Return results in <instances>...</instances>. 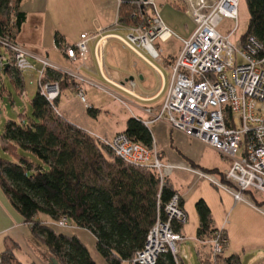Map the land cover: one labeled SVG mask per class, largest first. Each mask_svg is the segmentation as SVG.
<instances>
[{
	"label": "built area",
	"instance_id": "2783aa9c",
	"mask_svg": "<svg viewBox=\"0 0 264 264\" xmlns=\"http://www.w3.org/2000/svg\"><path fill=\"white\" fill-rule=\"evenodd\" d=\"M115 1L118 8L125 2L138 7L133 14L141 15L142 22L126 27L125 43L134 51H143L155 60H161L163 49L160 43L176 37L182 45L170 65L172 81L160 111L156 113L151 107L145 108L149 118L138 119L147 127L154 122L165 121L174 129L230 158L232 166L224 173L226 182L220 176L202 170L197 172L200 178L223 187L236 203L251 204L250 199L245 197L249 191L264 196V41L249 36L245 41L239 38V45L232 42L231 38L238 28L240 0H182L187 15L196 24L187 39L176 34L164 22L156 0ZM225 17L237 22L228 34L219 30ZM113 23L121 25L119 14ZM104 30V27L98 26L90 33H83L79 42L65 48L67 56L85 60L90 40L98 38ZM104 38L101 36L96 47V57L101 61ZM0 44L11 52V56L0 57L1 68L11 59L22 73L37 71L41 94L51 103L59 99L60 83L42 82L47 67L58 69L59 66L48 58L32 54L7 37H0ZM31 57L41 63L40 69L30 62ZM64 72L78 78L79 83L86 81L76 72ZM76 87L78 96L85 101L83 87ZM99 138L126 163L138 169L154 170L161 189L173 170L180 167L164 162L154 143L152 148H148L133 141L124 132L117 133L114 138ZM181 202V195L175 193L165 207L167 218L163 220L159 215L147 234L143 248L135 253L133 259L123 260L121 264H158L166 254L173 256L175 264H185V260L192 264L184 246L188 237L181 232L188 223V213ZM178 225L182 226L181 230L176 229ZM57 226L65 228L71 227V224L64 217L57 222ZM194 241L198 246V255L202 252L203 260L207 259L209 264H219L218 257L229 245L224 228L217 229L206 238L197 237ZM207 247L208 251L203 252V248ZM258 257L259 263L264 264V253Z\"/></svg>",
	"mask_w": 264,
	"mask_h": 264
},
{
	"label": "trees",
	"instance_id": "16d2710c",
	"mask_svg": "<svg viewBox=\"0 0 264 264\" xmlns=\"http://www.w3.org/2000/svg\"><path fill=\"white\" fill-rule=\"evenodd\" d=\"M23 1L0 0V37L18 44L21 28L28 19L21 9ZM247 9L249 22L240 39L254 36L264 41V0H247ZM137 11L134 3H123L118 10L120 24L141 23V15L133 14ZM56 39L58 47H68L58 34ZM8 64L6 69L1 68L2 73L22 89V72L14 60L9 59ZM44 73L42 82L60 83L61 91L78 84L61 69L47 67ZM58 100H47L39 85L31 101V119L27 123L9 120L5 124L0 135V186L35 238L60 264H98L82 238L56 228L64 217L96 237V247L109 264L133 259L159 215L163 220L167 218L165 207L177 191L169 182L161 189L154 170L126 163L99 137L62 116ZM123 132L133 141L153 147L151 130L140 119L130 117ZM203 172L220 176L226 182L224 173L209 169ZM254 203L260 206L264 200L256 198ZM195 209L200 221L198 237L212 235L217 229L209 204L200 199ZM14 249L10 245L0 251L1 264H24ZM217 263L242 264L240 255L235 253L222 254ZM158 264L175 262L173 256L166 254ZM203 264H209L208 260Z\"/></svg>",
	"mask_w": 264,
	"mask_h": 264
},
{
	"label": "crops",
	"instance_id": "0c3cea01",
	"mask_svg": "<svg viewBox=\"0 0 264 264\" xmlns=\"http://www.w3.org/2000/svg\"><path fill=\"white\" fill-rule=\"evenodd\" d=\"M50 5L51 0H24L22 2L21 9L26 12L28 19L21 28L18 40L28 51L34 55L48 58L57 67L59 66L67 72L73 71L84 76L91 86L98 87L114 99L121 100L120 102L124 104H130L138 113L132 112L133 116L130 117L148 119L149 116L144 112L145 108L148 107H151L156 113L160 111L172 81L170 65L175 61L179 52L170 50L160 43L159 45L163 49L162 59L155 60L147 53L134 51L129 47L125 43L128 33L127 25H113L119 10L115 0H66L64 3L65 15L59 12L61 9H52L53 26L51 24L48 27L45 23L46 17L43 21L45 23L43 30V18L41 16L48 14ZM60 18H64L61 23ZM57 19H59L60 25H65L66 30L64 32H61ZM166 24L172 27L170 23L167 22ZM98 26L104 27L105 30L101 32L98 38L90 40L89 52L85 60L69 58L65 50L57 46V34L65 45H74L79 42L83 33H90ZM101 36L105 37L103 39L105 44L102 61L96 57V47ZM189 37L182 38L187 39ZM35 66L38 69L42 67L40 62L39 67L37 64ZM132 83H134L133 86ZM85 92H87L86 89ZM88 93L91 102L87 101V96L85 101L80 99L73 88L64 89L58 100L59 113L93 136L114 138L117 133L123 132L130 117L126 120L120 119V125L123 128L115 133L108 134L106 130L98 129L97 122L100 114L104 110L109 111L100 104L101 101L97 93L91 91ZM77 101H81L84 108H87L92 116L86 115L83 105L81 106ZM148 128L151 130L154 144L164 162L180 166L173 170L168 177V182L181 195L183 208L188 213V219V210L196 213L197 201L204 199L212 210L214 228H224L229 239L227 225L217 219L218 216L215 212L216 209H221L222 213L231 215L235 212L238 203L226 190L227 194L218 192L211 186L212 182L200 178L197 171L209 169L217 170L218 173H225L232 166L231 159L224 157L218 151L216 152L208 144H204L195 138L192 139L185 133L174 129L165 121L154 122ZM213 155H217V158ZM248 205L259 217H263V209H260L257 204L251 201V204ZM197 219L196 228L198 223L200 225L199 216ZM197 231L198 228L196 233ZM181 232L187 236L184 233V227ZM190 237L194 240L198 237V233ZM261 238L263 239V237ZM10 245L15 246V255L24 264H32L33 262L40 264L38 259L43 264H51L52 262L46 247L35 238L32 229L25 224L21 213L13 207L10 198L6 196L0 186V251ZM257 246L264 248V244L261 243H258ZM206 251H208V247L203 248V252ZM262 252L264 253V249L257 250L255 255L249 258L248 264H260L258 256ZM235 254L240 255L242 262L241 253L236 251Z\"/></svg>",
	"mask_w": 264,
	"mask_h": 264
},
{
	"label": "rangeland",
	"instance_id": "374dc122",
	"mask_svg": "<svg viewBox=\"0 0 264 264\" xmlns=\"http://www.w3.org/2000/svg\"><path fill=\"white\" fill-rule=\"evenodd\" d=\"M66 0H51V7L49 8L48 14H44L41 17L43 18L42 22L47 17V23L48 27L52 24L53 21V13L52 9H61L59 11L61 14L65 15V6L64 3ZM158 2L160 12L162 13V16L165 20V22L170 23L172 26V30L176 33L181 35L182 37H189L191 32L196 28L195 22L192 21L190 16H188L185 13V8L182 0H156ZM239 21H238V28L237 32L234 34V36L231 38L232 42L239 45V38L243 36L246 32V28L248 25V18H249V11L247 9V0H240L239 5ZM64 18H60V23L63 21ZM45 23L43 22L42 29L44 30ZM57 23L60 26L61 32H64L66 30L65 25H60L59 19H57ZM236 21L231 20L229 18H224L221 27L219 28L220 32L224 34H228L230 31L234 29L236 26ZM53 26V24H52ZM166 48H170V50H173L175 52H179L181 45V41L178 40L176 37L169 40L167 44H162ZM25 47V46H24ZM26 48V47H25ZM8 57L7 53L8 50L3 45H0V54H4ZM5 56V58H6ZM10 56V54H9ZM39 56V55H38ZM30 62H32L34 65H38L39 62L34 60L33 58H29ZM58 69H61L60 67ZM62 71H65L64 69H61ZM23 74L24 82H23V88H18L15 83L12 82L9 75H5L2 73L1 66H0V135L4 133V127L5 124L9 120L13 121H21L24 123H27L31 117H32V107H31V101L34 99L35 94L37 93V90L39 88L38 79L39 74L37 71H25ZM70 75V74H69ZM79 75V74H78ZM80 76V75H79ZM82 76V75H81ZM84 77V76H82ZM73 78L77 85H80L84 89V93H86L87 101L91 102L89 98L88 91L97 93L99 96V103L102 104L104 109H107L103 111L101 116L99 117V121L97 122V126L99 130L107 131L108 134L115 133L116 131H120L123 126L120 125V119L126 120L128 117L133 116V113H136V110L131 106L130 104H124L120 102L118 99H114L110 95H108L106 92L102 91L98 87L94 85H90L86 81H83L79 83L78 78ZM85 84V86H84ZM77 85L73 87L74 91H76L77 94ZM85 89L87 92H85ZM62 92V91H61ZM61 94V93H60ZM62 95V94H61ZM60 95V96H61ZM64 95V94H63ZM63 97V96H62ZM79 97V96H78ZM80 98V97H79ZM80 100V99H79ZM81 106L83 103L81 101H77ZM84 108V105H83ZM84 111L86 115L89 117L92 116L87 108H84ZM133 112V113H132ZM217 156V155H216ZM215 155L213 157L217 158ZM216 176V175H215ZM218 177V176H217ZM211 186L215 188L218 192L227 194L225 189L223 187H220L219 185H215L211 183ZM245 197H248L250 201L255 202V199L259 201L264 200V196L261 193L252 192V193H245ZM260 209H263V217H259L254 211L251 206L248 205L246 202L238 203V206L235 208V212L231 215H228V213H222L221 209H216V215L218 216V220L222 221L227 225V230L229 231V246L223 253L225 256H231L236 251L238 253H241V256L243 258L242 264H248L249 258L255 255V252L260 249H264L263 247L257 246V244L261 243L264 244V203L259 206ZM187 210V209H186ZM189 219L188 223L184 226V233L188 237L187 241L184 243V246L188 250V255L190 258V261L192 264H203V258L204 255L201 252L199 255L197 253V246L192 240L190 236H195L196 224L198 221V214L195 211H189ZM195 217V221H194ZM262 218V219H261ZM70 222V221H69ZM71 227H59L57 226L59 231L67 232L70 234H77L87 245V248H89L90 253L92 257L96 260L98 264H109L106 259H104L102 253L98 250L96 247V237L93 236V234L89 230H85L83 228L78 227L77 225L71 223ZM263 237V239L261 238ZM233 252V253H232ZM23 257V256H22ZM21 257V259H22ZM38 262L40 264H43L38 259ZM185 264H189L188 260H185Z\"/></svg>",
	"mask_w": 264,
	"mask_h": 264
},
{
	"label": "water",
	"instance_id": "95a60500",
	"mask_svg": "<svg viewBox=\"0 0 264 264\" xmlns=\"http://www.w3.org/2000/svg\"><path fill=\"white\" fill-rule=\"evenodd\" d=\"M9 66V64L7 63L6 66H5V69ZM51 264H60L59 261H57L56 258H51Z\"/></svg>",
	"mask_w": 264,
	"mask_h": 264
}]
</instances>
